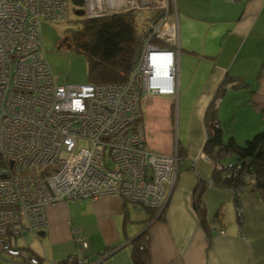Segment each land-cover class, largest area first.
Instances as JSON below:
<instances>
[{"label": "built area", "instance_id": "1", "mask_svg": "<svg viewBox=\"0 0 264 264\" xmlns=\"http://www.w3.org/2000/svg\"><path fill=\"white\" fill-rule=\"evenodd\" d=\"M82 1L85 20L156 12L143 22L128 82L60 84L42 48V24L67 22L75 14L70 0H0V264H39L18 241L45 230L49 206L107 195L161 212L177 179V151L147 147L141 109L143 97L176 94L174 0ZM106 256L65 261L97 264Z\"/></svg>", "mask_w": 264, "mask_h": 264}, {"label": "crops", "instance_id": "2", "mask_svg": "<svg viewBox=\"0 0 264 264\" xmlns=\"http://www.w3.org/2000/svg\"><path fill=\"white\" fill-rule=\"evenodd\" d=\"M172 10L176 94L141 99L147 147L182 157L165 206L152 212L107 195L49 206L47 227L34 237L36 247H25L39 264H59L68 256L93 261L100 253H107L100 264H133L131 242L144 231L149 264H264V201L252 185L245 186L238 195V218L236 194L212 185L214 163L202 150L204 115L212 102L224 141L232 137L242 146L264 129V0H174ZM228 77L247 87L229 85L214 99ZM202 181L208 184L201 195L207 231L192 204Z\"/></svg>", "mask_w": 264, "mask_h": 264}, {"label": "trees", "instance_id": "3", "mask_svg": "<svg viewBox=\"0 0 264 264\" xmlns=\"http://www.w3.org/2000/svg\"><path fill=\"white\" fill-rule=\"evenodd\" d=\"M70 2L74 13L83 7L82 0H70ZM69 31L70 34L66 36L69 47L85 56L88 83L124 84L128 82L146 38L144 23L138 13L84 20L75 29H69ZM160 46L165 47V45ZM229 85L233 90L247 87L243 81L228 77L218 87L214 99L221 98ZM260 113L264 119V106L260 108ZM204 127L206 141L202 150L203 154L214 163L212 185L236 193L247 185L243 179V174H247L252 176L250 185L264 201V129L253 135L242 146L238 145L232 137L224 141V129L217 120V110L213 102L205 112ZM231 156L233 162L226 163L221 172L215 169L216 165L222 164L220 162L223 159ZM178 157L182 158L180 152ZM202 182L193 192L192 204L200 226L207 231L209 223L206 221L201 195L208 184ZM235 203L237 206L240 204L238 196H235ZM215 217H219V212ZM20 243L19 245L26 249ZM65 260L59 264H66ZM131 260L133 264H149L146 231L131 242Z\"/></svg>", "mask_w": 264, "mask_h": 264}, {"label": "rangeland", "instance_id": "4", "mask_svg": "<svg viewBox=\"0 0 264 264\" xmlns=\"http://www.w3.org/2000/svg\"><path fill=\"white\" fill-rule=\"evenodd\" d=\"M158 1L159 0H153L155 3H158ZM152 14L153 11L140 12L139 17L142 22H144L145 19L152 17ZM84 20V17H78L71 13L67 22L42 24V48L50 69L60 84L83 85L88 83L85 56L69 47V41H66L65 39L67 38L66 36L70 34L69 29H75L81 24V22H84ZM64 39L65 43L63 42ZM60 45L62 47H60L61 49H58ZM230 160L233 161L232 156L223 159L222 165H225L226 162H229ZM138 212L141 214L145 213V211ZM19 242H21L20 244L25 245L26 248L30 247L31 250L36 247L34 237L28 235H25L24 238H22V241ZM26 251L31 253L29 250Z\"/></svg>", "mask_w": 264, "mask_h": 264}, {"label": "water", "instance_id": "5", "mask_svg": "<svg viewBox=\"0 0 264 264\" xmlns=\"http://www.w3.org/2000/svg\"><path fill=\"white\" fill-rule=\"evenodd\" d=\"M75 15L76 16H78V17H82L83 16V11L82 10H77L76 12H75ZM63 42H65V39L63 40ZM60 48V46L58 47V49ZM39 235H43L42 233H40ZM104 260V259H103ZM102 260V261H103ZM102 261H100V262H98L97 264H100Z\"/></svg>", "mask_w": 264, "mask_h": 264}, {"label": "clouds", "instance_id": "6", "mask_svg": "<svg viewBox=\"0 0 264 264\" xmlns=\"http://www.w3.org/2000/svg\"><path fill=\"white\" fill-rule=\"evenodd\" d=\"M80 10H82V9H80ZM83 11V10H82ZM83 17V16H82Z\"/></svg>", "mask_w": 264, "mask_h": 264}, {"label": "flooded vegetation", "instance_id": "7", "mask_svg": "<svg viewBox=\"0 0 264 264\" xmlns=\"http://www.w3.org/2000/svg\"><path fill=\"white\" fill-rule=\"evenodd\" d=\"M65 39H67V38H65ZM65 43V42H64ZM65 45V44H64Z\"/></svg>", "mask_w": 264, "mask_h": 264}]
</instances>
